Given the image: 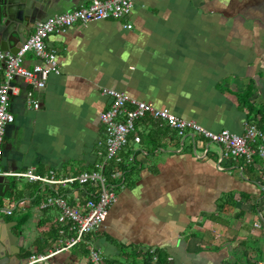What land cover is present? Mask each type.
<instances>
[{
  "label": "crops",
  "instance_id": "0c3cea01",
  "mask_svg": "<svg viewBox=\"0 0 264 264\" xmlns=\"http://www.w3.org/2000/svg\"><path fill=\"white\" fill-rule=\"evenodd\" d=\"M88 2L42 0L25 37L37 20ZM46 44L56 50L59 72L43 75L42 88L13 78L18 92L9 97L14 119L3 134V170L60 177L93 168L103 151L100 113L110 101L105 87L213 131L243 132L248 120L237 93L249 82V99L264 105V0H136L127 18L75 23L50 34ZM23 63L43 62L26 52ZM27 90L38 108L27 102ZM136 131L140 143L131 141L123 152L134 153L129 177L101 225L73 245H67L73 232L60 210L39 208L53 190L4 176L0 191L8 184L11 189L0 195V232L8 235L9 251L26 262L52 252V264H89L90 248L99 251V262L149 249L165 252L168 264H222L240 256L244 240L262 249L264 226L253 227L257 212H264L262 159L241 173L218 170L210 143L199 158L188 137L179 150L176 132L147 116L137 120ZM195 138L199 152L203 142ZM58 189L85 195L76 184Z\"/></svg>",
  "mask_w": 264,
  "mask_h": 264
},
{
  "label": "built area",
  "instance_id": "2783aa9c",
  "mask_svg": "<svg viewBox=\"0 0 264 264\" xmlns=\"http://www.w3.org/2000/svg\"><path fill=\"white\" fill-rule=\"evenodd\" d=\"M136 0H89L79 7L62 11L37 20L33 31L27 36L16 52L0 49V156L5 126L14 119L9 109V97L18 92L17 85L12 83L14 77H21L25 82L42 88L44 76L47 73H58L59 66L56 50L48 47L46 39L50 34L65 32L75 23H84L91 20L106 18H127ZM130 28L131 24L126 23ZM32 52L42 60V64L35 63L32 67L24 65V54ZM103 93L109 96L108 106L101 111L100 121L103 127V151L101 160L88 170L70 175L56 177L53 174L39 175L28 169L21 172L3 170L0 161V175L23 176L30 181H39L53 190L44 196L39 208L54 207L60 210L62 220L72 230L73 236L67 245H73L83 239L85 234L96 230L105 220L109 206L116 200L118 187L124 185L125 171L119 167L121 163L127 165L134 161V153L127 150L130 142L140 143V135L136 131L137 120L149 117L160 124L173 129L178 136L179 150H182L185 138L188 137L193 146L196 157L206 156L208 144L218 145L216 151V167L218 170L236 169L243 171L245 164H255V158L264 161V131L254 123L247 121L242 133L232 132L226 128L218 131L210 130L192 119L180 117L166 107H156L152 103L129 96L124 91L105 87ZM27 102L38 108L39 102L32 97V91H26ZM202 140L203 145L199 152L195 151L196 138ZM159 148L155 149L158 151ZM143 153L146 151L143 150ZM230 160V166L226 161ZM236 162V163H235ZM242 162V163H240ZM114 164L110 174L106 173V166ZM78 185L85 193L84 197L75 192L69 196L62 193L60 187L67 188ZM258 218L253 226H264V214L257 212ZM152 251V250H150ZM90 258L98 264L101 255L98 250L90 248ZM52 252L32 254L26 264H52L49 257Z\"/></svg>",
  "mask_w": 264,
  "mask_h": 264
},
{
  "label": "water",
  "instance_id": "95a60500",
  "mask_svg": "<svg viewBox=\"0 0 264 264\" xmlns=\"http://www.w3.org/2000/svg\"><path fill=\"white\" fill-rule=\"evenodd\" d=\"M42 0H0V49L16 52L26 39L25 31L35 21ZM4 176L0 175V189ZM6 189H11L9 184ZM7 238V241H6ZM8 235L0 232V264H26V258L9 251Z\"/></svg>",
  "mask_w": 264,
  "mask_h": 264
},
{
  "label": "trees",
  "instance_id": "16d2710c",
  "mask_svg": "<svg viewBox=\"0 0 264 264\" xmlns=\"http://www.w3.org/2000/svg\"><path fill=\"white\" fill-rule=\"evenodd\" d=\"M0 75V79H1ZM252 94V82H249L243 92L237 93L238 99L242 104V107L246 109L247 120L254 123L260 130L264 131V105L255 106L254 103L249 99ZM121 167L127 174L126 178L129 177V170L126 171V165L120 164ZM114 164L110 163L106 166V173L110 174L113 170ZM131 169V168H130ZM231 194L230 197L231 198ZM3 205V204H2ZM251 208L254 210L256 205L251 204ZM264 217V216H263ZM240 243V242H239ZM238 243V244H239ZM244 246L241 249L240 256L222 262V264H260L264 262V252L261 247L257 244L249 246L247 241L244 240L242 243ZM241 244V245H242ZM122 257L111 258L102 260L98 264H168L167 254L162 250H136L133 249L131 252H122ZM140 256V259L137 257ZM241 262V263H240ZM89 264H94L90 261Z\"/></svg>",
  "mask_w": 264,
  "mask_h": 264
},
{
  "label": "rangeland",
  "instance_id": "374dc122",
  "mask_svg": "<svg viewBox=\"0 0 264 264\" xmlns=\"http://www.w3.org/2000/svg\"><path fill=\"white\" fill-rule=\"evenodd\" d=\"M209 148H210L211 150H216V151H217L218 145L215 144V143H210ZM20 180H21V179H20ZM2 203H3V202H0V206L2 205ZM2 206H4V205H2ZM263 214H264V212H263ZM253 227H255V226H253ZM261 228H263V227H261ZM262 232H264V229H263ZM262 232L260 231V234H261V235H262ZM258 234H259V233H258ZM260 245L262 246V251L264 252V237H263V242H262ZM260 264H264V262H260Z\"/></svg>",
  "mask_w": 264,
  "mask_h": 264
}]
</instances>
